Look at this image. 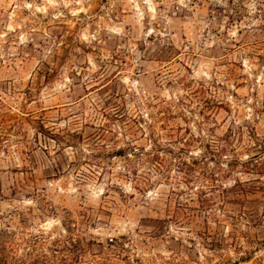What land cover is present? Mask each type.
<instances>
[{"label":"rangeland","instance_id":"374dc122","mask_svg":"<svg viewBox=\"0 0 264 264\" xmlns=\"http://www.w3.org/2000/svg\"><path fill=\"white\" fill-rule=\"evenodd\" d=\"M0 264H264V0H0Z\"/></svg>","mask_w":264,"mask_h":264}]
</instances>
